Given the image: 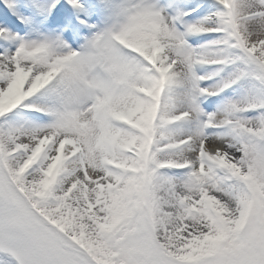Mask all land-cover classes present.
I'll return each mask as SVG.
<instances>
[{"label":"snow or ice","instance_id":"6c2138e0","mask_svg":"<svg viewBox=\"0 0 264 264\" xmlns=\"http://www.w3.org/2000/svg\"><path fill=\"white\" fill-rule=\"evenodd\" d=\"M0 9V264H264V0Z\"/></svg>","mask_w":264,"mask_h":264},{"label":"rangeland","instance_id":"374dc122","mask_svg":"<svg viewBox=\"0 0 264 264\" xmlns=\"http://www.w3.org/2000/svg\"><path fill=\"white\" fill-rule=\"evenodd\" d=\"M0 10H2V9H0Z\"/></svg>","mask_w":264,"mask_h":264}]
</instances>
